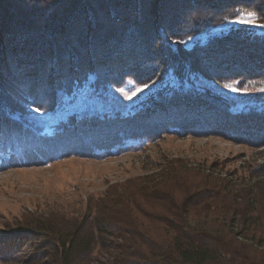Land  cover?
Instances as JSON below:
<instances>
[{"label":"rangeland","instance_id":"rangeland-1","mask_svg":"<svg viewBox=\"0 0 264 264\" xmlns=\"http://www.w3.org/2000/svg\"><path fill=\"white\" fill-rule=\"evenodd\" d=\"M241 1L248 5L253 0ZM223 9L220 7L218 12H224ZM249 14L244 11L231 14L221 26L189 41L217 40L230 29L236 32L251 29L259 23ZM171 26V37L182 34L183 26ZM64 39L54 41V48H50L53 51L50 54L47 49L50 55L47 53L45 60L39 54H28L40 66L24 76V83H13L8 78L6 85L10 86L5 91L0 85V94L26 119L15 122L3 118L0 124V264H61L58 239L72 241L66 264H121L116 258L122 255L115 250L120 241L94 234L93 210L98 200L131 191L135 184L162 181L173 184L178 180V189L192 186L198 194L224 189L235 202L249 196L254 202L264 201V60L259 61L264 56V42L244 40L241 45L237 43L239 48L232 53L229 44L220 43L228 58L216 69L207 67L210 80L206 77L199 84L209 96L203 116L191 120L188 119L191 116L176 114V119L171 120L170 114L158 113L152 118H140L137 129L141 136L131 139L129 146L124 141L105 148L82 144L87 154L79 156L74 152L78 139L68 129L51 138L38 135L49 129L48 133L51 132L63 117L70 123L81 106L80 100L93 99L98 114L103 112L102 117L130 115L162 87L159 82L146 86L150 81L144 79L146 73H155L157 63L163 65L170 57L164 51L166 48L162 49L166 37L155 30L148 42H139L142 47H150L142 53L145 56L142 67L138 68L140 61H135L127 68L131 61L119 56L127 63L94 65L91 70L95 74L87 72L89 67L69 72L70 59L61 62L54 55V49L66 51ZM181 41L180 48L190 44ZM252 46L256 49L249 53L247 49ZM133 48L136 52L140 50L128 42L126 50ZM15 55V60L24 57ZM251 62L252 66H248ZM135 67L139 77L132 82L126 77H131L129 74ZM67 80L75 88L70 92ZM52 93L56 97L50 98ZM196 121L201 125L212 124L213 128L201 127L194 133L181 135L188 130L189 122ZM34 124L44 127L34 131L30 127ZM168 124L172 127L168 128ZM219 180L223 181L222 186ZM139 203L148 210L146 202ZM144 224L148 231L157 229L147 219ZM240 230L236 224L235 232Z\"/></svg>","mask_w":264,"mask_h":264},{"label":"trees","instance_id":"trees-1","mask_svg":"<svg viewBox=\"0 0 264 264\" xmlns=\"http://www.w3.org/2000/svg\"><path fill=\"white\" fill-rule=\"evenodd\" d=\"M256 2L261 4L255 6ZM263 5L264 0H253L248 5L241 0H0V85L5 91L10 86L6 85L8 78L13 83H24V76L34 73L35 68L40 66L33 63L28 54H39V58L45 60L47 49L54 48V41L64 37L66 51L54 49V55L61 62L70 59L69 72L89 67L87 72L95 74L91 70L94 65H119L128 60L131 62L127 68L135 61H140L138 68L142 67L145 62L142 53L149 51L150 47H142L139 42H148L155 30L160 31L167 39L162 49L166 48L164 51L170 58L163 65L157 63L153 68L155 73H146L144 79L150 80L146 86L159 82L162 87L139 109L130 115L124 113L117 116L121 118H111V115L108 118V115H100L103 112L98 114L99 108L94 105L93 99L80 100L81 106L70 123L67 124L63 117L61 126L59 124L51 132L48 133L49 129L38 135L51 138L68 129L78 139L74 152L79 156L87 154L83 152L85 148L81 147L82 144L91 143L90 147L105 148L124 141L129 146L133 141L131 139L141 136L137 129L140 118L166 113L170 114L171 120L176 119V114L191 116L188 119L193 120L205 114L204 103L209 96L199 84L206 77L210 80L206 74L207 67L216 69L226 63L228 57L222 53L220 43L229 44L232 53L239 48L237 43L241 45L244 40L264 42ZM220 7H225L224 12H218ZM240 11L251 13L259 24L242 32L230 29L217 40L189 41L194 37H203L208 30L221 26L226 17ZM170 24L173 27L183 26L177 28H182V34L171 37ZM168 39H171L170 42ZM181 40L190 44L180 48ZM126 41L137 45L140 50L136 52L133 48L127 51ZM18 46L22 47L21 52ZM249 49L247 51L253 53L256 47ZM17 53L24 57L15 60ZM119 56L128 60L117 58ZM259 59L262 63L264 56ZM257 65L260 66V63L257 62ZM138 68L135 67L129 74L131 77H125L132 82L138 81ZM68 80L66 87L70 86V92L75 88ZM51 97L56 96L53 94ZM13 105L3 93L0 94L1 125L3 118L15 122L26 120ZM195 123L189 122L188 130L181 135L194 133L201 127L213 128L212 124ZM168 125V128L172 127ZM30 127L38 131L44 125ZM177 181L173 184H168L169 181L135 184L131 191L96 202L93 232L98 237L120 241L115 250L122 257L118 256L116 261L121 264H264V201L259 199L254 202L249 196L242 202H235L224 189L198 194L192 186L178 189ZM219 183L223 185V181L219 180ZM141 200L149 205L148 210L139 203ZM146 219L154 222L157 229L148 231L144 224ZM236 224L241 227L237 233ZM57 245L60 262L66 264L72 241L58 239Z\"/></svg>","mask_w":264,"mask_h":264},{"label":"snow or ice","instance_id":"snow-or-ice-1","mask_svg":"<svg viewBox=\"0 0 264 264\" xmlns=\"http://www.w3.org/2000/svg\"><path fill=\"white\" fill-rule=\"evenodd\" d=\"M249 15H251V13Z\"/></svg>","mask_w":264,"mask_h":264},{"label":"bare ground","instance_id":"bare-ground-1","mask_svg":"<svg viewBox=\"0 0 264 264\" xmlns=\"http://www.w3.org/2000/svg\"><path fill=\"white\" fill-rule=\"evenodd\" d=\"M213 122V121H212ZM208 123V122H207Z\"/></svg>","mask_w":264,"mask_h":264}]
</instances>
